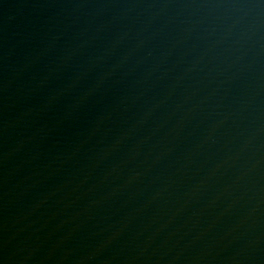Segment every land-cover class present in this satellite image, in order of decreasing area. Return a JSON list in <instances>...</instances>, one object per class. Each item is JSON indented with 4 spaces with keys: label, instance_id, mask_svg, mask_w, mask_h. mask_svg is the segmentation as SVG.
I'll use <instances>...</instances> for the list:
<instances>
[{
    "label": "water",
    "instance_id": "95a60500",
    "mask_svg": "<svg viewBox=\"0 0 264 264\" xmlns=\"http://www.w3.org/2000/svg\"><path fill=\"white\" fill-rule=\"evenodd\" d=\"M0 264H264V0H0Z\"/></svg>",
    "mask_w": 264,
    "mask_h": 264
}]
</instances>
